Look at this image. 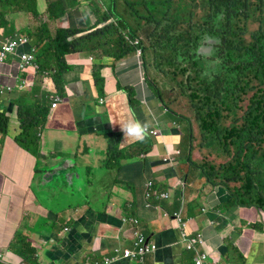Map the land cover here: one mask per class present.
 Returning a JSON list of instances; mask_svg holds the SVG:
<instances>
[{
	"label": "crops",
	"instance_id": "obj_1",
	"mask_svg": "<svg viewBox=\"0 0 264 264\" xmlns=\"http://www.w3.org/2000/svg\"><path fill=\"white\" fill-rule=\"evenodd\" d=\"M95 2L101 6L99 0H78L77 6L71 0L1 2L0 50L17 37L29 42L0 62V114L9 119L7 132H0V264H30L19 253L33 264L101 263L114 255L115 248L133 246L128 235L131 227L126 221L133 217L141 221L144 234L153 236L152 241L158 245L157 254L150 256L146 264H192V255L179 242L181 230L173 229L178 226L164 213L171 216L181 207L184 230L206 236V248L220 250L216 264H263L264 212L246 209L243 231L226 228L213 234L233 207L219 210V203L209 195L211 187L197 177L200 171L192 165L185 170L186 182L190 183L185 191L170 188L173 196L167 204L156 202V211L145 209L141 196L145 183L153 175L162 177L164 185L168 183L176 175L164 159L175 151L183 152L178 148L180 134L172 125L175 120L170 114L174 111L162 107L153 74L148 68H141V62L147 65L150 58L142 61L134 56L113 64L104 61V53L92 52L91 57L73 53L68 58L72 70L63 76L65 93L59 96L62 103L54 111L51 86H55L51 79L39 74L35 67L20 71L21 56L40 44L36 34L42 25L47 26L50 37L60 29L76 32L70 41L79 40L82 29L90 35L91 28L81 23L84 13L93 21L90 8ZM59 3H65L66 14L53 19L49 8ZM96 68L98 74L94 72ZM97 75L102 79L101 85L96 83ZM22 81L26 85L21 89ZM126 89H133L135 105L129 102ZM18 104L25 111L36 112L42 105L49 111L46 124L34 132L36 141L29 149L18 143L23 140ZM122 116V127L127 122L139 123L142 131L147 128L159 136L149 138L143 134L139 147L134 146L137 140L124 147V153L118 151L124 142L125 131L118 122ZM138 148L146 152L139 155ZM211 157L198 156L208 167L213 162L209 161ZM142 160L144 167L134 165ZM143 170H147V176H143ZM114 173L115 178L111 176ZM132 182H141V192L135 199L128 192ZM86 187L90 191L113 189L108 199L113 210L104 213L88 208V201L81 199ZM222 192L229 193V188ZM100 195L94 192L91 197ZM203 210L220 213L221 218L216 217L218 223L210 225L208 216L196 214ZM75 224L81 226L75 228ZM221 238L232 239L236 246L221 250ZM52 253H59L61 258Z\"/></svg>",
	"mask_w": 264,
	"mask_h": 264
},
{
	"label": "trees",
	"instance_id": "obj_2",
	"mask_svg": "<svg viewBox=\"0 0 264 264\" xmlns=\"http://www.w3.org/2000/svg\"><path fill=\"white\" fill-rule=\"evenodd\" d=\"M149 1L152 0L147 4ZM195 1L197 5H192V0H166L160 1L157 7L150 2L154 10H124V14L111 11L99 14L98 7L93 4L90 9L97 17L95 26L109 20H114V24L73 41L69 38L76 32L60 29L50 37L47 26L42 25L36 34L40 44L34 46L38 73H47L55 86V96H62L65 93L63 76L72 70L68 58L75 55L73 53H104L114 64L142 52L146 59L150 58L153 66H158L156 71H162L163 65L169 63L164 70L169 71L168 76L172 79L170 99L164 95L167 93L165 88H157L153 83L157 99L180 119L179 145L184 156L192 160L197 150L207 145L217 146L231 159L228 162H232L229 167L221 166L219 170L230 173L228 169H233L231 174L238 179L237 175L249 173L242 171L244 164H248L245 160L250 158L257 162L259 159L257 166L261 169L256 171L264 176V0ZM72 2V5H78V0ZM142 5L145 7L144 2ZM128 7L132 8V4ZM230 8L233 15H229L223 24L216 14ZM66 11L65 3H59L48 12L51 18L59 19ZM206 18L217 21L211 25H222L209 32L216 40L214 45L208 44L200 49L196 42L199 23ZM224 25L229 28L227 32H223ZM209 50L210 54H207ZM200 55L207 56V59ZM201 59L214 65V70L207 71L206 64L199 62ZM95 78L101 85V77L97 75ZM125 91L129 102L135 105L134 91ZM18 106L23 131V140L18 143L29 149L36 141L34 132L46 124L49 111L45 105L36 112ZM8 122L9 119L0 114V132H7ZM144 136L134 146L139 147ZM138 150L139 155L146 152V149ZM210 163L212 168L214 161ZM134 165L144 167L145 163L142 160ZM153 184L157 189L158 183ZM246 186L249 190L254 189ZM19 254L33 264L28 257Z\"/></svg>",
	"mask_w": 264,
	"mask_h": 264
},
{
	"label": "clouds",
	"instance_id": "obj_3",
	"mask_svg": "<svg viewBox=\"0 0 264 264\" xmlns=\"http://www.w3.org/2000/svg\"><path fill=\"white\" fill-rule=\"evenodd\" d=\"M72 1V0H71ZM101 7V6H100ZM113 7H116V4H113ZM94 12V11H93ZM0 13H1V7H0ZM100 14V12H97ZM102 13H107V11H102L101 10V14ZM85 14V13H84ZM87 14V13H86ZM93 18L94 23L92 24L91 28V33L95 32L97 30H102L105 27H108L113 23V20H109L106 21L104 23H101L97 26H95V22L97 20V17L95 15V13L90 14ZM79 39L86 37L87 36V31H85V29H82L81 31H79ZM76 35V34H75ZM22 39L20 37H17V39ZM26 40V43L29 42V40ZM213 42H210L209 44L214 45V42L216 41L215 39H213ZM25 44V43H23ZM29 49L31 50V47L29 46ZM16 52V51H15ZM14 52V53H15ZM36 52L34 50V48L29 52V54H25V55H30L32 58V63L29 66H26L24 69H21V65H22V60L21 58L24 56L22 55L20 58V63H19V69L21 72H26L29 68H33L35 67L38 70V66L36 64V56H35ZM13 55V54H12ZM11 56V55H10ZM8 56V57H10ZM8 57L6 58V60L8 59ZM134 57V56H133ZM135 57H138L139 59L146 60V58L144 57L142 52H139L136 54ZM5 61V60H4ZM126 61V60H124ZM200 63H205L206 64V69L207 71H212L214 69H209L208 65H207V61H199ZM209 65H211L212 67H215L214 65L208 63ZM141 68L145 69H151L154 70L156 73H158V66H153L150 62L147 63V65L145 64V62H141ZM43 76H45V78L47 79L48 77L50 78V76L47 73L42 74ZM147 76H149V73L146 74ZM49 80V79H48ZM149 79H147L148 82ZM51 82V80H50ZM23 83H26L25 81H22L20 88L22 89L24 86L22 85ZM52 83V82H51ZM157 88H160L157 86ZM133 90V89H132ZM160 101V100H159ZM62 103V100L60 101V103L58 104V106ZM101 105L104 104V100L100 101ZM54 104V103H53ZM52 104V106H53ZM51 109L54 111L57 108H53L51 107ZM172 117H174L175 122L172 123L173 126H175L177 129V131L179 132V134L181 133V128H180V119L178 116H176L175 114H170ZM128 132L130 134H137L139 135V133L141 132V126L139 123H137L134 127H129L128 128ZM142 133L149 137V138H157L159 136V133L157 131H153L147 128H144ZM178 148L182 147L180 145H178ZM200 154L206 156L207 152H210L211 155L213 156L224 153L222 152L217 146H209L207 145V147H203L200 151ZM184 156L182 150H178L175 151L174 155H170L169 157L164 159V163L168 164V167L170 170H172L173 174H175L176 176H173L172 178H170L171 181H173L172 184H170V180L168 183H166L165 185L162 183L160 185H158L157 189H154L153 186L154 184L152 182H150L149 180L147 181V184L144 185V189L141 193L142 196V200L144 203V207L147 210L150 211H156L155 208V203H164L167 204L168 201L171 200V197L173 196V194L171 193V191L169 190L170 188L173 189H178L179 191L183 192L185 191V189L188 187V185H190L189 182H186V178H188L187 173L185 172L186 169H184L185 167V161L184 163H182V165H180L178 163V158ZM200 160L198 157H196V160H190V159H186V165H189V167H191V165L193 167H195L197 170L200 171V174L197 175V177L202 180L205 184V182H207V186L211 187V192L209 195H211L220 205L219 210L224 208L229 207L230 205L233 207L230 211V213L228 214V216L226 215L224 218V221L222 222V224L218 227V229L214 232H212L213 234L218 233L221 230H225L226 228L230 229V230H238L240 231V229H243L241 224L243 222V213L245 212L246 209H251V208H255L259 211L264 212V188H259L256 191L254 190H249V188L246 186V184L242 183L239 179H237L232 173L233 169H228L230 171V173H224L223 171L217 169L215 171H213L212 169H210L208 167V171L207 170H203L201 164H205V163H199ZM230 162V161H229ZM258 162L253 161L252 165H256L257 166ZM249 164V162H248ZM205 166H207L205 164ZM258 167V166H257ZM182 169V172L180 173L179 171ZM260 170L261 168H254L251 169L250 171L254 174H259V171L257 172L256 170ZM181 174V176H180ZM225 175H227V177H224ZM181 178V180H180ZM185 179V181H184ZM166 180V179H164ZM227 187L229 188V193H223L222 190ZM86 191H87V187H86ZM86 193V192H85ZM84 195L82 196L81 199H85V201L87 200V197ZM255 194L256 196L259 197V201H257L256 199H254L252 197V195ZM260 201H262V203L260 204ZM84 208V207H83ZM93 211V210H91ZM94 212V211H93ZM165 216L169 217L170 221L177 225L178 228L172 227L173 229H180V235H179V242L180 245L182 246V248L188 252L190 255H192L193 259H192V264H216V256L218 254H220V250L219 251H214L212 249V247H208L206 248V240L207 237L200 234V233H188L187 231L184 230L185 227V223L183 222V207H181V209L176 212L173 213L171 216H168V214L166 212ZM101 214V213H100ZM196 214H200L202 216H208L209 217V223L210 225H216L218 222L216 221V217L217 219L221 218V214H216L214 211H202V212H196ZM128 222V224H130V232H129V240L132 242L133 246L129 249H123L121 246L115 248L114 251V255L112 257L109 258H104L102 260V262H94V263H88V264H114V263H122V262H126L128 264L130 263H135V264H146V260L150 257V256H155L158 252V245L157 243L152 241V237L151 235H149V237L147 235L144 234L143 230H142V224L141 221L138 218H131V219H127L126 220ZM74 226V225H73ZM81 225L76 224L74 227L75 228H79ZM252 228H255V226H252ZM64 232H68V230L64 229ZM224 237H226V235H224ZM221 245V250H228L229 248L236 246L235 241H233L232 239H227V238H221V241L218 242ZM142 247H149L151 248V252H149L148 254H146L145 256H142L139 251L140 248ZM153 248V249H152ZM206 248V249H205ZM66 258V257H65ZM63 258V259H65ZM108 261V262H107ZM263 264H264V259H263Z\"/></svg>",
	"mask_w": 264,
	"mask_h": 264
},
{
	"label": "rangeland",
	"instance_id": "obj_4",
	"mask_svg": "<svg viewBox=\"0 0 264 264\" xmlns=\"http://www.w3.org/2000/svg\"><path fill=\"white\" fill-rule=\"evenodd\" d=\"M147 1L146 0H99V2L101 4V7H100L98 2H95L94 5L98 7L96 9V11L100 12V14H101V10L102 11H107V12L111 11L113 14H124V10L129 11V10H133V9L137 10V11L138 10H144L146 12H149L150 10H154V7L152 5H150V2L154 3L156 5V7H157L159 5L158 3L160 1L161 2H165L166 0H152V1H149V4H147ZM142 2L145 3V7H143ZM113 4H116L115 8L113 7ZM128 4H132V8L128 7ZM173 4H175V2ZM192 5H197L195 0H192ZM181 7H183L182 4H181ZM84 15H85V17L82 18L81 25H83L84 27H91L92 25H90V24L93 23V21L89 18V16L86 13ZM216 15H217V17H219L221 19L223 24H226L228 16L229 15H233V14H232V10L230 8L228 11L222 12V13H219V14H216ZM233 20L234 19H232V21ZM212 22H217V21H214V19L206 18L203 21L201 20L200 23H199V25H200V33H199V38L197 39L196 42H198V44L200 45V49H202L204 46L208 45L210 42L214 41L213 39H215V38L213 36H210L209 32L211 30H213V29L221 27V25H222V24H216V23H215V25H211ZM113 23H114V20H113ZM119 25H121V24L119 23ZM203 29H204V36L202 35ZM228 30H229V28L227 27V25H224L223 32H227ZM91 54H92V52L90 54L85 53V55H87V56H90ZM207 54H210V50L208 51ZM82 55H83V53H81V56ZM200 56L207 59V56H204V55H200ZM101 58H103V56H101L100 59ZM103 59H106L104 61H107L109 63L113 62L112 58L108 57V56L104 57ZM201 61H204V60L201 59ZM121 62H123V61H119L118 63H121ZM168 64L169 63H165L163 65V67H162L163 69L161 68L162 71L159 70L158 73H156V72H154L153 70L150 69V73L153 74L152 75V78L154 79L153 82H155V84L158 87L165 88L167 93H164V95L166 96L167 99H170V91H171V86H172V79H171V77L168 76L169 71L168 70H164L166 68V65H168ZM207 65H208L209 69H214V67H212L208 63H207ZM77 67L78 66H75V68H77ZM94 72L96 74H98L99 73V69L96 68L94 70ZM148 77L150 79V76H148ZM54 88H53V85H52L51 89H52V94H53V97H52V102L53 103L55 102V100L57 98L62 100L61 97L55 96V89ZM142 90H144L143 87H142ZM144 91H146V90H144ZM181 104H183V101L181 102ZM169 105H170V103L168 102V106ZM162 107H164L163 104H162ZM179 108L182 109L181 106ZM118 122L120 124L119 127L121 126L120 129L123 132L125 131L124 132V142L122 144V147L119 148V146H118V148H119L118 151H121L122 153H124V150H125L124 147H126V146L128 147L129 143H133L134 141H137V140L141 139L143 137V133H142V130H141L139 135L130 134L128 132V128L129 127H134L135 125L132 124V123L127 122V123L124 124V127H122L121 124L124 123V117L123 116L119 118ZM119 127H118V132L117 133L120 132ZM127 140L129 142H126ZM207 155L210 156L211 153L207 152ZM198 156H200L199 150L196 151V154H194L193 158H196ZM186 159H187L186 156L178 158V163L180 165H182V163H184V161H185L184 169H188L189 168V165H186ZM229 159L230 158L226 157L224 155V153H221V154H218V155L214 154L209 159V161H214V164H212L213 165V166H211L212 168H210V167L209 168L213 169V171H215L217 169H220L221 166L229 167L232 164V162H228ZM221 161H223V164L220 163ZM245 161H248L249 164H244L245 169L242 170V171H247L249 173H247L245 175L244 174L243 175H237L238 179H240V181L242 183H245V184L249 185L250 187H253L254 188L253 190H257V189H259V187L264 186V176L259 175V174H254V173H252L250 171L251 169L258 168V167L256 165L251 166L253 161H251L250 158L248 160H245ZM245 161H243L242 163H245ZM202 162L203 161L201 160L199 163H202ZM257 162H259V159L257 160ZM201 166H202L204 171L205 170L208 171V166H205V164H201ZM179 172L181 173L182 169ZM111 176L115 178L117 176V173L116 174L115 173L111 174ZM180 176H181V174H180ZM152 177L153 178H150V180H149L150 182L158 183V185L162 184V181H163V180H161L162 177H160L159 179L155 175H153ZM224 177H227V175H225ZM145 179L148 180V178H145ZM146 184H147V182L145 183V185ZM111 186H113V184H111ZM140 186H141V182L140 183L132 182V183H130L128 185V192L133 195L134 199L137 198L139 196L140 192H141ZM85 192H86L85 196L87 197V200H88V208H91L93 210H101L104 213L105 212H111L113 210V208L108 204V199L110 198V195L114 192L113 189H106V190H101V191H98V190L97 191L87 190ZM94 192H99L101 195L98 196V197L92 198L91 195L94 194ZM252 197L254 199H256L257 201H259V197L256 196L255 194H253ZM261 203H262V201H260V204ZM132 205H133V203H132ZM128 208L131 209L132 206H129ZM103 215H105V214H103ZM56 254L59 255V258H61L59 253H52V255H56Z\"/></svg>",
	"mask_w": 264,
	"mask_h": 264
},
{
	"label": "built area",
	"instance_id": "obj_5",
	"mask_svg": "<svg viewBox=\"0 0 264 264\" xmlns=\"http://www.w3.org/2000/svg\"><path fill=\"white\" fill-rule=\"evenodd\" d=\"M1 2L2 0H0V7H1ZM23 43H26V40L23 39H17L15 38L11 43H7L6 45H4L1 50H0V62H4V60H6V58L12 54H14V52L16 51V49L22 45ZM22 65H21V69H24L26 66L31 65L32 63V58L30 55H24L22 58ZM26 83H23L22 85L24 86ZM60 99L57 98L53 104V108H57L58 104L60 103ZM153 249V248H152ZM149 252H151V248L149 247H142L140 248L139 253L142 256H145L146 254H148ZM108 262V261H107Z\"/></svg>",
	"mask_w": 264,
	"mask_h": 264
}]
</instances>
